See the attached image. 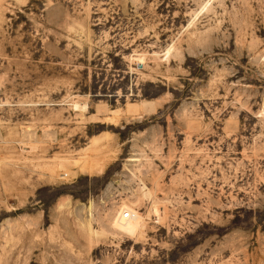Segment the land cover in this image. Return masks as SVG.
<instances>
[{
  "label": "rangeland",
  "instance_id": "1",
  "mask_svg": "<svg viewBox=\"0 0 264 264\" xmlns=\"http://www.w3.org/2000/svg\"><path fill=\"white\" fill-rule=\"evenodd\" d=\"M0 138V264H264V0H0Z\"/></svg>",
  "mask_w": 264,
  "mask_h": 264
},
{
  "label": "bare ground",
  "instance_id": "2",
  "mask_svg": "<svg viewBox=\"0 0 264 264\" xmlns=\"http://www.w3.org/2000/svg\"><path fill=\"white\" fill-rule=\"evenodd\" d=\"M83 119V118H82ZM23 134H24V137L26 138L25 140L29 141V138H34L32 137V135L34 134H31L32 132L29 131L28 128H25L23 129ZM48 131V130H47ZM45 132V130H44ZM46 133V132H45ZM35 135V134H34ZM33 135V136H34ZM44 136V135H43ZM49 137V136H48ZM47 137V138H48ZM1 139V138H0ZM104 141V140H103ZM22 142V141H21ZM37 142V141H35ZM33 142V143H35ZM30 143V142H28ZM104 143V142H103ZM24 144V143H23ZM32 144V143H31ZM31 144L30 145H24L25 148L27 147H31ZM33 146V145H32ZM26 148V149H27ZM24 149V148H23ZM100 149H101V138H98V137H93V139H91L90 141V145L88 147V149H86L83 153L81 154V156L79 155V157H76V158H72L71 160V164L74 165V167H76L75 169H77V167L79 168L80 171H83V172H93V171H102V168H103V162H106V161H103V157H99V154L102 155L103 153L100 152ZM103 149V147H102ZM101 149V150H102ZM99 151V153H97ZM107 151V150H106ZM98 154V155H97ZM107 156V155H106ZM108 157V156H107ZM69 162V161H68ZM45 163V162H44ZM67 163V161H66ZM46 165V164H44ZM49 165H53V164H49ZM47 164V166H49ZM67 165V164H66ZM66 165H65V161H61V162H58L57 165H55L54 168H57V169H50V167H46L49 169L50 173L53 172L52 174L53 175H56V176H59V177H63V176H66L69 174L68 172V167L66 168ZM53 167V166H51ZM62 169H65V170H62ZM48 171V170H47ZM140 171V170H138ZM52 175V177H53ZM55 179V178H54Z\"/></svg>",
  "mask_w": 264,
  "mask_h": 264
},
{
  "label": "built area",
  "instance_id": "3",
  "mask_svg": "<svg viewBox=\"0 0 264 264\" xmlns=\"http://www.w3.org/2000/svg\"><path fill=\"white\" fill-rule=\"evenodd\" d=\"M126 216H127V213H126V212H124V213H123V217H126Z\"/></svg>",
  "mask_w": 264,
  "mask_h": 264
}]
</instances>
